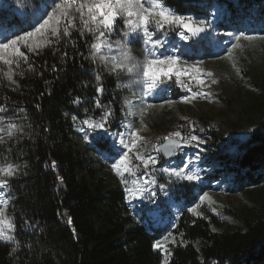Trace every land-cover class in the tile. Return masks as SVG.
Here are the masks:
<instances>
[{"label": "trees", "instance_id": "1", "mask_svg": "<svg viewBox=\"0 0 264 264\" xmlns=\"http://www.w3.org/2000/svg\"><path fill=\"white\" fill-rule=\"evenodd\" d=\"M203 1L208 0L167 3L196 17L206 11L198 8ZM225 3L227 29L234 27L239 12L242 16L254 4L261 5L258 16L264 15V0ZM0 19L11 25L13 15L0 8ZM93 41L92 34L80 37L73 30L59 44L30 53L14 87L0 84V106L24 127V134L18 133L2 158L20 168L10 178L12 198L7 206L15 240L0 241V264H162L165 253L153 244L167 228L177 239L175 245L168 243L172 253L168 264H264V117L250 123L244 139L235 123L227 125L228 137L215 134L206 122L201 124L216 145L214 158L241 181L246 179L248 192L257 190L256 205L237 215L238 226L220 227L216 216L207 219L186 211L179 212L170 227L149 226L130 207L110 165L94 158L92 148L78 140L77 124L84 118H97L107 107L114 118H122L123 95L116 77L89 58ZM250 80V86L257 88L250 104L264 110V74L253 73ZM101 86L102 94L97 92ZM97 99L101 108L96 107ZM116 123L112 121L111 130L118 128ZM180 190L191 194L192 186L185 182Z\"/></svg>", "mask_w": 264, "mask_h": 264}, {"label": "rangeland", "instance_id": "2", "mask_svg": "<svg viewBox=\"0 0 264 264\" xmlns=\"http://www.w3.org/2000/svg\"><path fill=\"white\" fill-rule=\"evenodd\" d=\"M57 2H59V0H57ZM214 6H220L227 12L225 0H208L207 2L203 1L198 3V8H205L206 10L202 16L195 17L192 14L178 13L192 15L197 19L205 17L211 18L208 17V13L214 10ZM260 6V4H254L250 6V8H246L243 10L242 16H240L242 13L239 12V15L235 17L233 28L227 29L223 27V24L226 23L225 17L228 12L221 18L216 19L213 29H209L208 38L204 40L202 45H199L202 41H197L198 44L196 45L192 44L191 39L189 41H182L176 32H172L163 37L167 40L165 48L168 49L169 53L173 50H175L176 54L184 53L182 55V61L187 60L188 63L203 61L200 65L202 71L204 73L211 72L213 74L212 77L203 76L207 87L198 89L195 83L190 82L187 78H182V81L184 83H190L194 91L202 90L205 93H211V95L198 97L191 102H184L183 97L188 94L186 89L182 87L180 83L176 82L175 77L171 80H165L158 85L157 90L152 94L143 97L146 104L154 106L143 114V124H141L139 109L143 106L140 97L144 91V85L140 76L134 73H128L127 71H122L119 75H116L111 73L103 64H99L106 72L116 77L118 88L123 95L122 118L118 120L114 118V116L110 117L111 121L117 122L116 124L118 126V128L111 130V132H125L128 124H131L134 128H140V135L145 138L144 141L141 142V150L145 155L150 154L154 156H158L154 146L163 141L159 138L167 136L177 130L181 131L182 135L185 137L191 133V135H196L203 141V143L199 144V148L195 147L197 142L185 146L182 151L177 152L179 158L175 156L172 159L163 158L159 160L158 156V163L156 165L157 168L167 167L173 164L182 167L186 158L200 151L201 160L194 163L195 167L204 169L201 173L203 176V185L201 186L200 182L188 181L172 183L165 174L157 172V184L151 186L157 193L152 202L146 198L150 194L149 192H146L143 197L139 194H137L136 198L129 195L125 191V186L121 184L120 178L112 170V173L118 180L119 187L125 192L130 207L136 214H139L137 216L147 225H169L172 220H170L171 216L186 211L187 207H191L194 203L199 202V195L203 194L205 191L209 193L214 203L205 201V203L201 205L199 211L203 212L207 219H212V216H216V218L221 221V224H219L220 227L225 225V223H229L233 227L238 226L239 219L237 215L242 213L244 209L256 205L255 200H257L258 196L256 195L257 190H253L251 193L248 192L245 187L246 179L245 181H241L240 177H238L233 170L225 168L224 165H221V163L214 158L216 145L212 137L202 130L201 124L202 122H206L213 128L215 134H222L228 137L229 131L227 125L235 123L239 127L240 138L244 139L247 135V127L250 123L264 117L263 109L261 111L256 110L252 108L250 104L252 92H257L255 86H250V76L253 75V73H257L259 77L262 73L264 74V41L258 40L254 43L242 41L244 47L235 49L232 59L215 58L217 55L225 56L227 47L233 42V37L228 35V33H235L240 30H248L249 33H251L253 30L259 32L264 29V15L258 16L259 9L261 8ZM0 8L8 11L9 15H13V22L11 25L5 24L3 21L4 19H0V25L9 28L14 34H22L24 31H30L31 28L34 27L36 18L44 11V3L42 0H3ZM262 11L264 12V5L262 6ZM13 13H15L17 17H15ZM117 23L120 29L124 28L122 21L118 20ZM0 33H2V29H0ZM119 39V31L111 35L112 41ZM94 42H96L95 39L92 43ZM189 44L192 46L185 47ZM130 49L133 55L138 58L143 57V52L138 44H131ZM21 50L24 51L27 56L30 54L24 48ZM102 51L106 52V50ZM113 51H115V46ZM160 51H163V49H157V52ZM94 63L98 64V62ZM233 63H235L236 68L240 69L239 74H237L236 68L233 67ZM26 64L27 63L21 62L19 68L13 67V79L19 75V72L26 68ZM0 69L4 72L8 70L7 66L3 65L2 62H0ZM213 79L216 80L215 84L212 83ZM129 80L132 81L131 85H129ZM0 84L9 87H14L15 85L12 84L6 76H0ZM120 85H124V87H120ZM126 99L130 104L126 103ZM165 100H171L173 103L165 105ZM108 109L111 108H105L103 113ZM4 115L6 118H10L7 111ZM99 117L90 119L95 121L98 120ZM85 119L89 118H84L83 120ZM81 122L77 124L78 140L81 144H87L92 148L90 152L94 158L104 160L111 167V163L119 159V155H122V151L117 154L115 151L107 152V149L113 144H116L117 147H121L118 144L120 137H114L109 133H105L99 141H96L97 139L95 138L99 130H97V132H92ZM80 127L85 128L87 131L89 141L86 142L84 140L83 137L85 133L79 131ZM17 136L18 134L16 137ZM7 139L8 138L5 136V140ZM14 139L15 138L6 144L0 145V153H3L5 156V149ZM101 153L107 155L108 158L105 159V156L101 155ZM9 162L10 161H5L0 158V166H4ZM136 163H138V161L133 159V164ZM143 173L144 169L142 167L137 171L135 177L126 173L125 178L130 181L128 186H132V179H140ZM8 180L9 186L3 189V191L5 194L4 198L8 199L10 202L12 190L10 178H8ZM185 182L192 186L191 194L183 193L180 190V187H182ZM161 183L169 184V187L166 189L167 194L159 190L158 185ZM261 189L264 191V183ZM129 201H131V203ZM0 207L4 206L0 204ZM213 209H215V211H213ZM10 211V209H7L6 212L9 219H11L12 216L9 215ZM167 230L168 228L165 230L164 235L167 234ZM9 234L14 235V228L10 230Z\"/></svg>", "mask_w": 264, "mask_h": 264}, {"label": "snow or ice", "instance_id": "3", "mask_svg": "<svg viewBox=\"0 0 264 264\" xmlns=\"http://www.w3.org/2000/svg\"><path fill=\"white\" fill-rule=\"evenodd\" d=\"M44 3V11L36 18L34 27L30 31H24L22 34H14L9 28L0 25L2 33H0V62L7 66V72L0 69V76H6L7 79L15 84L13 79V67H20V63H28V56L21 49L24 48L28 53H35L42 50L44 47L51 46L53 43L59 44L64 37H71L72 31L78 32L80 37L87 34H92L95 41L90 47V59L98 64H103L108 70L116 75L122 71L134 73L140 76L144 85V91L141 94L140 101L143 105L139 109L141 124H143V114L153 105L146 104L143 100L144 96L152 94L157 90L158 85L165 80H171L175 77L176 82L180 83L187 91V95L183 97L184 102H191L198 97H205L211 93H205L202 90L194 91L190 83H184L182 78H187L190 82H194L197 88L207 87L203 76L212 77L211 72L204 73L201 68L203 61L188 63L187 60L182 61V55L176 54L175 50L171 53L165 48L167 40L163 37L172 32L179 35L180 40L189 41L192 38H199V41H204L208 38L209 29H213L214 21L226 15L227 12L220 6H214V10L208 13L211 18H194L192 15L179 14L176 9L168 5L167 0H42ZM118 20L123 22L124 28L120 29ZM186 30V31H185ZM119 31L120 39L111 40V35ZM233 37V42L227 47L225 56L217 55L216 59H232L235 49L244 47L242 41L254 43L258 40L264 41V29L259 32L248 30H240L235 33H228ZM53 38H55L53 40ZM75 46V41H72ZM136 43L143 52V57L138 58L131 53L130 45ZM192 43H197V40H192ZM115 46V51L113 48ZM186 45L185 47H191ZM157 49L163 51L157 52ZM102 50H106L103 52ZM66 56L67 53H64ZM233 67L236 68L235 63ZM55 70V65H53ZM28 70L32 71V66L29 64ZM237 74L240 69L236 68ZM21 71L19 75H23ZM97 82H100V76L96 77ZM132 81L129 80V85ZM215 84L216 80L213 79ZM124 87V85H120ZM97 92H103V87H98ZM76 103H79V97L76 98ZM126 103L130 102L126 99ZM173 101L165 100V105L172 104ZM163 106V105H162ZM96 107L101 108L100 100H96ZM88 111L87 109L85 110ZM6 109L0 106V145L10 142L16 135L24 134V127L13 122L10 118H6L4 113ZM113 116L111 109L104 111L103 115L98 120L85 119L81 123L87 126L88 130L97 132V141L105 134L109 133L112 136H119L117 147L116 144L110 145L107 152L115 151L119 155V159L111 163V169L120 178V182L125 186V191L136 198L137 194L141 197L146 192L150 194L146 197L150 202L154 201L156 191L151 188L157 184L156 173L165 174L172 183H180L183 181L200 182L203 185L204 171L202 168L195 167L196 161L201 160V152H196L193 156L186 158L183 166L169 165L167 167L157 168L158 156L145 155L141 150L144 137L140 135L141 129L134 128L131 124L126 126L125 132H111L110 125L112 123L110 117ZM73 121H77V117L73 115ZM123 124V122H122ZM79 131L84 132V140L89 141V136L85 128L80 127ZM5 136L8 138L5 140ZM164 143L158 144L155 147L156 152L162 153L166 157H172L177 152L182 151L185 146L192 145L197 142L195 147L199 148V144L203 143L196 135L188 134L183 136L181 131L177 130L162 138ZM11 153V148L6 150ZM202 151V150H201ZM107 159V155L101 153ZM0 158L6 159L3 153H0ZM133 159L138 163L133 164ZM191 165V167H190ZM52 167H56V162L52 161ZM144 169L143 176L140 179H132L130 181L125 178V174L136 176L140 168ZM20 166L13 163H7L0 166V241L10 242L15 240L14 235L9 232L14 228L12 220L6 215L7 205L9 200L4 198V191L9 186L8 178L14 177L18 173ZM62 180V178H59ZM169 187L168 183H161L158 188L161 192L166 193ZM127 198V197H126ZM214 203L208 192H203L199 195V202L194 203L191 207H187L186 211L193 216L202 217L203 212L199 211L201 205L205 203ZM131 203V201H129ZM215 211V209H213ZM179 212V209H178ZM179 219V215L176 217ZM206 218V217H205ZM71 223V217L68 218ZM195 223V221H193ZM172 228H176V224H172ZM74 231V229H73ZM216 231L215 228L212 229ZM181 237L183 233L179 234ZM175 245L176 237L172 231H168L162 239H157L154 244V249L162 250L165 255L162 264H168L169 257L172 255L168 249V243ZM181 244H187V241L181 240ZM17 242V247H18ZM16 247L12 252H16Z\"/></svg>", "mask_w": 264, "mask_h": 264}, {"label": "water", "instance_id": "4", "mask_svg": "<svg viewBox=\"0 0 264 264\" xmlns=\"http://www.w3.org/2000/svg\"><path fill=\"white\" fill-rule=\"evenodd\" d=\"M2 3H3V0H0V7H1V5H2ZM186 31V30H185ZM209 31V30H208ZM199 40V38H192L191 40ZM162 143H164V141H162V142H160V143H158V144H162ZM157 144V145H158ZM155 152H156V150H155ZM157 153V155L159 156V157H161V158H164V159H172L173 157H175L176 156V154L175 155H173L172 157H166V156H164L162 153H158V152H156Z\"/></svg>", "mask_w": 264, "mask_h": 264}, {"label": "built area", "instance_id": "5", "mask_svg": "<svg viewBox=\"0 0 264 264\" xmlns=\"http://www.w3.org/2000/svg\"><path fill=\"white\" fill-rule=\"evenodd\" d=\"M151 225H153V224H151ZM154 226V225H153ZM165 226H167V224H165V225H162V226H158V227H165Z\"/></svg>", "mask_w": 264, "mask_h": 264}]
</instances>
